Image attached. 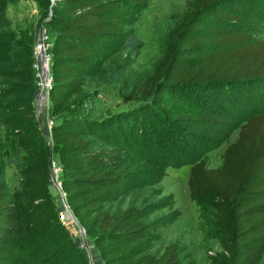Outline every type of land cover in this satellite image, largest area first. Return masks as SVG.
<instances>
[{
	"label": "trees",
	"instance_id": "trees-1",
	"mask_svg": "<svg viewBox=\"0 0 264 264\" xmlns=\"http://www.w3.org/2000/svg\"><path fill=\"white\" fill-rule=\"evenodd\" d=\"M18 1L0 0V264H21L22 244L28 240L24 216L37 218L41 241L53 218L63 227L58 222L62 209L48 197L52 154L61 165L64 198L95 246L93 264H182L175 243L161 254L146 250L148 237L158 228L150 214L159 206L133 203L113 210L115 198L131 193L136 184L126 137L140 119L151 124L157 109L172 116L170 106L188 103L186 96H192V106L207 100L238 111L236 98H247V88L264 85V0H188L156 72L138 89L147 106L131 127L125 119L96 117L79 99L101 57H111L127 41L125 12L142 0H36L47 10L52 38L50 106L39 115L31 67L35 39L29 37L23 49L6 13L7 3ZM196 120L188 115L180 123L183 140L189 142L187 133L203 125ZM241 120L220 166L209 167L197 157L188 160L191 198H209L215 209L222 249L212 256L217 264H260L264 254V104ZM97 132L104 133L110 147H97L92 138ZM3 156L21 168L23 194L10 195ZM166 199L169 204L173 196ZM53 260L56 264L58 256ZM81 261L90 264L85 256Z\"/></svg>",
	"mask_w": 264,
	"mask_h": 264
},
{
	"label": "rangeland",
	"instance_id": "rangeland-1",
	"mask_svg": "<svg viewBox=\"0 0 264 264\" xmlns=\"http://www.w3.org/2000/svg\"><path fill=\"white\" fill-rule=\"evenodd\" d=\"M187 2L188 0H142L140 4L130 6L124 15L127 41L116 53H112L111 57L102 56L100 64L87 76L86 93L79 99L81 105L93 109L96 117L128 120V126L131 127V124L139 119L137 117L142 116L146 109L144 107L147 106L146 101L140 98L138 89L156 72L158 62L165 55L170 34L182 21ZM46 12L36 0L8 2L6 8L11 28L24 43L22 48L25 49L29 37L35 39L34 61L31 67L39 92L38 97L33 100L37 115L39 102L40 113L50 106V89L44 92L40 86V83L44 82V75L41 69V55H37L39 36L47 35L49 49L52 46ZM235 25L234 28L239 24ZM49 70L51 74V60ZM28 86L25 84L26 88ZM245 92L247 98L233 97L240 100L238 111L235 108V111L222 110L215 101L209 103L207 100L201 103L198 101L193 105L195 108L191 104L192 96L184 95L188 103L179 105L174 102L169 108L172 116L166 117L163 111L157 109L151 124L142 118L137 126L134 125L135 130L128 133L126 140L132 144L133 149L128 165L135 173L136 184L131 193H120L112 202V206L113 210L125 209L133 203L144 204L150 208L159 206L150 214L151 218L156 220L158 228L152 231L145 243L148 252L161 254L166 246L175 243L180 250L182 264H217L212 256H216L222 249L215 209L209 198H191L188 177L192 162L188 160L197 157L205 160L209 167L222 164L225 149L238 136L240 120L259 109V104H264V85L256 86L255 90L249 87ZM24 96H29L28 89ZM224 102V105H229ZM229 106L233 108L232 105ZM202 108L205 110L200 111ZM175 114H182L185 118L176 119ZM188 115L203 124L197 132L187 133L189 142L182 139L177 129L182 127L180 123H184ZM52 122L53 118H49V123ZM142 124L145 126H140ZM92 138L98 148L111 145L106 141L104 133L97 132ZM6 142V134L1 132V144L6 145ZM48 145H52L51 137L48 138ZM3 161V178L8 184L10 195L15 192L23 194L25 187L21 168L7 156H3ZM51 164L48 197L62 209L58 213L59 217L62 211L70 208L60 186L61 165L56 154H52ZM123 167L125 165L121 168ZM170 195L173 196V201L167 204L169 201L165 198L169 199ZM24 218L25 236L28 240L22 244L21 264H54L53 259L56 256V264H81V256H85L91 263L95 253L93 241L86 233H81L78 222L70 216L69 211H66V224L59 217L58 222H61L62 228L56 225V219L49 221L52 227L42 241L41 234L36 232L37 218L31 215ZM162 221L165 225L161 224ZM70 252L76 253V257L72 258ZM260 264H264V254Z\"/></svg>",
	"mask_w": 264,
	"mask_h": 264
},
{
	"label": "built area",
	"instance_id": "built-area-1",
	"mask_svg": "<svg viewBox=\"0 0 264 264\" xmlns=\"http://www.w3.org/2000/svg\"><path fill=\"white\" fill-rule=\"evenodd\" d=\"M43 38V41L44 42H40L39 43V45H38V47H37V55L39 56V55H41V69L43 68V66H44V64H45V62H46V64H47V66H48V75H49V81L48 82H46V86L44 85L43 86V84L42 83H40V86H41V88L44 90V92H47L50 88H51V84H52V75L51 74H49V72H50V70H49V65H50V60H51V56H50V52H49V44H48V37H47V35H45L44 37H42ZM42 44H44V46L45 47H47L46 48V51L44 52V55H42V54H39V48H40V46L42 45ZM37 67H39V64L37 65ZM60 186H61V183H60ZM62 188V187H61ZM63 191V190H62ZM68 208H69V206H68ZM66 211H69L70 213H71V210L70 209H66ZM66 211H62V213L60 214V218H61V220L63 221V223H65L66 224V222H65V219H66ZM67 214H68V212H67ZM70 216H71V214H70ZM73 218V217H72Z\"/></svg>",
	"mask_w": 264,
	"mask_h": 264
},
{
	"label": "bare ground",
	"instance_id": "bare-ground-1",
	"mask_svg": "<svg viewBox=\"0 0 264 264\" xmlns=\"http://www.w3.org/2000/svg\"><path fill=\"white\" fill-rule=\"evenodd\" d=\"M42 42H44V41H42ZM46 48H47V47H45L44 44H42V45L40 46V48L38 49V50H39V51H38L39 54L44 55V52L46 51ZM42 74L44 75V82H41V83L43 84V86H44V85L46 86V82L49 81L48 66H47L46 62H45V64H44L43 68H42Z\"/></svg>",
	"mask_w": 264,
	"mask_h": 264
},
{
	"label": "water",
	"instance_id": "water-1",
	"mask_svg": "<svg viewBox=\"0 0 264 264\" xmlns=\"http://www.w3.org/2000/svg\"><path fill=\"white\" fill-rule=\"evenodd\" d=\"M42 41H43V38H42L41 36H39V43L42 42ZM41 92H42V93H41V97H43V91H41ZM48 92H49V91H48ZM49 93H50V92H49ZM40 106H41V103L39 102V103H38V115L40 114V110H39ZM70 214H71V217H73V219H74L75 221L78 222L77 218L74 217L72 211H71ZM78 224H79V222H78ZM79 229H80V231H81L82 234H85V229H84V227H83L81 224H79ZM90 264H93V261H92V260H91V263H90Z\"/></svg>",
	"mask_w": 264,
	"mask_h": 264
}]
</instances>
